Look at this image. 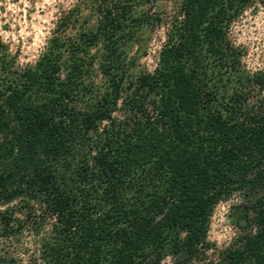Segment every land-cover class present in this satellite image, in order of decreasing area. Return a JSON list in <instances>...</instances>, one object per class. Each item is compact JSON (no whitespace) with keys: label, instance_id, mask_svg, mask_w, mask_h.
<instances>
[{"label":"trees","instance_id":"obj_1","mask_svg":"<svg viewBox=\"0 0 264 264\" xmlns=\"http://www.w3.org/2000/svg\"><path fill=\"white\" fill-rule=\"evenodd\" d=\"M81 1L32 65L0 40V238L31 232L32 264H190L241 191L255 231L204 264H264V107L247 97L264 72L228 38L256 0H176L151 71L136 61L156 0Z\"/></svg>","mask_w":264,"mask_h":264},{"label":"rangeland","instance_id":"obj_2","mask_svg":"<svg viewBox=\"0 0 264 264\" xmlns=\"http://www.w3.org/2000/svg\"><path fill=\"white\" fill-rule=\"evenodd\" d=\"M81 4V0H0V40L14 62L23 67L32 65L43 51L47 39L62 11ZM84 7V5H83ZM150 13L160 11L162 21L153 29L145 30L136 61V69L151 71L155 68L159 51L165 41V32L173 16L178 14L176 0H156L143 7ZM85 12V11H84ZM228 38L241 52L242 69L253 74L264 72V0H256L229 27ZM139 50L138 44L130 54ZM249 102L256 108L264 107V87L252 86L247 90ZM256 196L234 191L220 200L213 209L207 232V248L204 260L190 264H204L218 259L219 252L236 242L242 235L254 232L255 223L251 204ZM0 238V255L7 252L18 264H32L31 255L36 252L35 237L26 230L7 240ZM161 264H174L167 256Z\"/></svg>","mask_w":264,"mask_h":264}]
</instances>
